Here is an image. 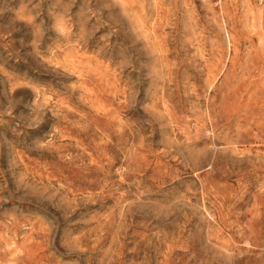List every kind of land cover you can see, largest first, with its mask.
Instances as JSON below:
<instances>
[{
    "label": "rangeland",
    "instance_id": "374dc122",
    "mask_svg": "<svg viewBox=\"0 0 264 264\" xmlns=\"http://www.w3.org/2000/svg\"><path fill=\"white\" fill-rule=\"evenodd\" d=\"M0 264H264V0H0Z\"/></svg>",
    "mask_w": 264,
    "mask_h": 264
},
{
    "label": "bare ground",
    "instance_id": "6f19581e",
    "mask_svg": "<svg viewBox=\"0 0 264 264\" xmlns=\"http://www.w3.org/2000/svg\"><path fill=\"white\" fill-rule=\"evenodd\" d=\"M11 88V87H10Z\"/></svg>",
    "mask_w": 264,
    "mask_h": 264
}]
</instances>
